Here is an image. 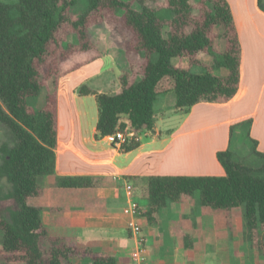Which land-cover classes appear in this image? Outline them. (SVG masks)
<instances>
[{
  "label": "trees",
  "instance_id": "1",
  "mask_svg": "<svg viewBox=\"0 0 264 264\" xmlns=\"http://www.w3.org/2000/svg\"><path fill=\"white\" fill-rule=\"evenodd\" d=\"M81 1L87 6L77 16L73 9ZM258 6L264 11V0H258ZM161 9L165 16L158 14ZM98 24L119 39L122 57L114 56L124 63L121 90L99 92L83 85L80 93L96 96L98 136L134 133L122 143L123 152L137 148V137L154 129L161 95L173 91L176 109L188 112L201 102H227L239 90L242 45L227 0H0V122L8 136L0 140L1 264H78L74 258L117 264L108 253L52 236L41 208L29 202L42 195V179L55 172L58 92H49L40 108L29 100L50 80L57 87L61 78L108 53L89 35ZM72 33L78 36L76 43L68 42ZM217 39L223 42V52L213 67L225 69V75L194 72L175 62L188 59L190 66L201 65L199 54L209 53ZM252 155L254 162L248 164L230 149L219 151L226 172L222 176L137 178L148 195V218L153 221V214L168 202L195 198L203 206L229 213L243 206L248 238L264 253V152L254 147ZM58 183L89 188L99 181L64 176ZM187 240L191 245L189 236Z\"/></svg>",
  "mask_w": 264,
  "mask_h": 264
},
{
  "label": "crops",
  "instance_id": "2",
  "mask_svg": "<svg viewBox=\"0 0 264 264\" xmlns=\"http://www.w3.org/2000/svg\"><path fill=\"white\" fill-rule=\"evenodd\" d=\"M227 1L242 45L237 94L227 102L198 103L188 112L176 109L173 91L161 95L156 103V125L140 135L137 148L123 152L113 136H98L96 96L80 93L83 85L99 92L121 90L124 63L114 56L122 57L121 46L104 24L93 27L105 29L116 40L111 38L109 47L101 46L98 37L95 42L108 53L61 78L57 87L50 80L33 98L32 105L40 108L49 92H58L55 172L42 179V195L29 198L41 208L52 236L108 253L117 264H131L137 240L128 229L129 216L124 212L125 185L131 182L143 211L139 222L145 264H264V253L254 249L248 238L243 208L229 213L203 206L195 198L168 202L151 221L145 186L137 180L152 175L222 176L226 172L218 160L219 151L230 149L242 158L251 156L254 147L264 152V11L258 0ZM226 73L224 69L221 75ZM64 176L98 178L99 184L62 187L58 178ZM73 261L91 263L88 258Z\"/></svg>",
  "mask_w": 264,
  "mask_h": 264
},
{
  "label": "rangeland",
  "instance_id": "3",
  "mask_svg": "<svg viewBox=\"0 0 264 264\" xmlns=\"http://www.w3.org/2000/svg\"><path fill=\"white\" fill-rule=\"evenodd\" d=\"M86 4H87L86 1H81L76 7H74L73 13L75 15H77V16L79 14H81L82 11L87 6ZM134 5L136 7H139L138 3H134ZM119 12L121 13V10ZM158 14L160 16H165L166 11L164 9H161V10L158 11ZM104 26L105 25H103V27ZM89 35H90V30H89ZM109 35L105 31V29H102L100 27H98V28L93 27L91 29V36L93 37V40L95 41V39H96L95 37H98L99 41L101 42V44H100L101 46L109 47L112 44L113 40H116L115 37H112L111 35L110 36ZM77 41H78L77 34L76 33H72L69 36L68 42L76 43ZM96 41H97V39H96ZM222 52H223V42H222L221 39H217L216 45L209 49V53L202 52V53L199 54V57L202 60V64L201 65H199V66H196V65L190 66L189 63H188V59H182V60L176 59L175 62L178 63V64L181 63L185 68H189V69H191L194 72H203V71L210 70V71H212L215 74L221 75L223 73L224 69H222V68L219 69L217 67H213V65H214L216 59L217 60H221L222 59ZM153 57L157 58V54H154ZM33 98L34 97L30 98V100H29L31 104L34 102ZM36 108H38V107H36ZM7 137L8 136L6 134L5 127L0 122V140L6 139ZM237 159H241L242 161H245L246 163L251 164V163L254 162L255 158H253V155L251 154V156H246V157H243V158L240 157V156H237ZM239 208H243L244 209L243 206L239 207Z\"/></svg>",
  "mask_w": 264,
  "mask_h": 264
},
{
  "label": "built area",
  "instance_id": "4",
  "mask_svg": "<svg viewBox=\"0 0 264 264\" xmlns=\"http://www.w3.org/2000/svg\"><path fill=\"white\" fill-rule=\"evenodd\" d=\"M129 135H134V133L127 131H118L116 134L112 135L114 138V144L122 145L126 137ZM137 139H140V136L137 137ZM125 193L127 204L124 208V212L129 216L128 229L132 233V236L137 240V246L133 251L131 264H145L146 249L143 245L142 225L139 222V217L143 214V211L139 202L135 199V186L133 183H126Z\"/></svg>",
  "mask_w": 264,
  "mask_h": 264
}]
</instances>
